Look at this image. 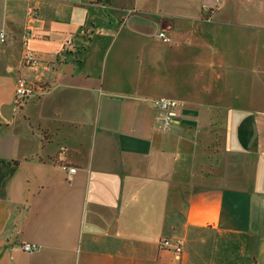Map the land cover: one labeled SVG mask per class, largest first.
Returning a JSON list of instances; mask_svg holds the SVG:
<instances>
[{
  "label": "crops",
  "instance_id": "crops-1",
  "mask_svg": "<svg viewBox=\"0 0 264 264\" xmlns=\"http://www.w3.org/2000/svg\"><path fill=\"white\" fill-rule=\"evenodd\" d=\"M0 33V264H264V0H0Z\"/></svg>",
  "mask_w": 264,
  "mask_h": 264
},
{
  "label": "built area",
  "instance_id": "built-area-1",
  "mask_svg": "<svg viewBox=\"0 0 264 264\" xmlns=\"http://www.w3.org/2000/svg\"><path fill=\"white\" fill-rule=\"evenodd\" d=\"M156 37L164 43H169L171 41V38L168 36L165 29L159 30L156 33ZM4 39V33H0V40L4 42ZM22 63L25 66L35 67L38 65L39 61L30 50L24 49L22 54ZM47 90V86L29 83L24 78H18L15 83V97L19 102L32 97H40ZM153 107L156 111L158 126L162 129H169L178 118L179 110L183 107V104L175 99L158 97L153 100ZM61 168L67 173V181L71 182L73 175L77 171L76 168L65 165L61 166ZM159 247L163 250L173 252L176 255L183 253L182 246L168 238L161 239L159 241ZM21 249L25 252L32 253L36 251L38 247L34 244L24 243L21 245Z\"/></svg>",
  "mask_w": 264,
  "mask_h": 264
}]
</instances>
